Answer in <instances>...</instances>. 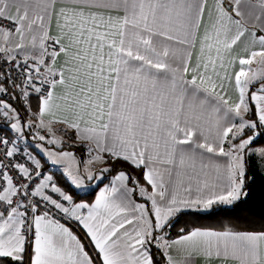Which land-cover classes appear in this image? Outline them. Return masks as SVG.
<instances>
[{"label":"snow or ice","instance_id":"obj_1","mask_svg":"<svg viewBox=\"0 0 264 264\" xmlns=\"http://www.w3.org/2000/svg\"><path fill=\"white\" fill-rule=\"evenodd\" d=\"M253 159L264 0H0V264H264V217L168 236L246 200Z\"/></svg>","mask_w":264,"mask_h":264},{"label":"trees","instance_id":"obj_2","mask_svg":"<svg viewBox=\"0 0 264 264\" xmlns=\"http://www.w3.org/2000/svg\"><path fill=\"white\" fill-rule=\"evenodd\" d=\"M35 104V101H33ZM32 141L29 140V143ZM66 150H70L75 152L78 158L81 160H85L87 157L85 151L81 147L76 148H66ZM49 166L46 169H49L50 172L54 174V179L57 180L59 185L65 190L68 189V186L65 184L62 173L59 170L50 169ZM115 168L126 167V165H115ZM257 164L255 160L252 161L251 169L249 170V177H250V184L248 187L249 195L246 200L242 201L236 206L233 207H226L223 210L217 209L216 213H201V214H192L189 216H183L180 219V223L177 224L174 228H172L168 236L169 238L173 239L178 235V230L181 227H205V228H214V229H221L225 226H232L240 229L251 228L253 225L249 223L251 219L259 220L264 217V175H260L257 172ZM131 171V169H129ZM115 173L106 174L108 178L97 182L94 187H92L88 191H80L75 190L76 196L75 198L77 201L84 200L86 202H91L95 195V192L100 188V186L109 182L111 175ZM137 174V173H134ZM93 182V181H92ZM137 200H142L138 194L134 195ZM155 252V250H154ZM154 259L157 261V264H165V258L162 254L156 253Z\"/></svg>","mask_w":264,"mask_h":264},{"label":"crops","instance_id":"obj_3","mask_svg":"<svg viewBox=\"0 0 264 264\" xmlns=\"http://www.w3.org/2000/svg\"><path fill=\"white\" fill-rule=\"evenodd\" d=\"M210 3H211V0H210ZM249 27H251V25H249ZM241 52V48L240 47H237V48H235V50H234V52H233V55H237L238 53H240ZM253 67H256V65H253ZM29 142V141H28ZM50 169L52 168V169H55L54 168V166H50L49 167ZM47 171H49V169H46ZM55 170H57V169H55ZM109 182H107L106 184H108ZM105 185V184H104ZM104 185H102V186H100V188H98V190L95 192V195H94V197H93V200L92 201H94V199H95V196H96V194H98L99 193V190L101 189V188H103L104 187ZM88 190V189H87ZM87 190H85V191H87ZM139 196V195H138ZM140 197V196H139ZM133 199L134 200H136V202H138V203H147L148 204V206L150 207V202H146V200H145V198H142L141 197V199H143V201L141 200H137L134 196H133ZM91 201V202H92ZM74 222V221H73ZM64 224V223H63ZM74 224L76 225V227L77 228H73V227H71V226H69V225H66V224H64L66 227H68V228H70V230L78 237V238H81V240H82V242H84L85 244H86V249L87 248H90V245L88 244V242H87V238L85 237V235H84V231L82 230V226H80L78 223H76V222H74ZM176 238V237H175ZM175 238H173V239H175ZM196 264H203V262L200 260V258H196Z\"/></svg>","mask_w":264,"mask_h":264},{"label":"built area","instance_id":"obj_4","mask_svg":"<svg viewBox=\"0 0 264 264\" xmlns=\"http://www.w3.org/2000/svg\"><path fill=\"white\" fill-rule=\"evenodd\" d=\"M55 218L58 219L60 221V223H64V224L69 225V226H71L73 228H77L72 220H67V219H65V218H63V217H61L59 215H57Z\"/></svg>","mask_w":264,"mask_h":264},{"label":"rangeland","instance_id":"obj_5","mask_svg":"<svg viewBox=\"0 0 264 264\" xmlns=\"http://www.w3.org/2000/svg\"><path fill=\"white\" fill-rule=\"evenodd\" d=\"M45 147H51V146L45 145ZM85 159H87V157ZM54 168L60 171L59 166H55ZM86 183L89 185L87 188H85V189H78V190H80V191H85L87 189L90 190L92 187H94V185H96L97 181H93V182H87L86 181Z\"/></svg>","mask_w":264,"mask_h":264}]
</instances>
